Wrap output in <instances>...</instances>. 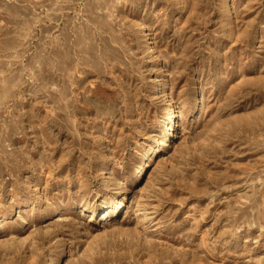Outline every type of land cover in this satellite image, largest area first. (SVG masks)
Masks as SVG:
<instances>
[{
  "label": "rangeland",
  "instance_id": "374dc122",
  "mask_svg": "<svg viewBox=\"0 0 264 264\" xmlns=\"http://www.w3.org/2000/svg\"><path fill=\"white\" fill-rule=\"evenodd\" d=\"M0 264H264V0H0Z\"/></svg>",
  "mask_w": 264,
  "mask_h": 264
},
{
  "label": "bare ground",
  "instance_id": "6f19581e",
  "mask_svg": "<svg viewBox=\"0 0 264 264\" xmlns=\"http://www.w3.org/2000/svg\"><path fill=\"white\" fill-rule=\"evenodd\" d=\"M166 102H169V101L167 100ZM175 112L176 111H175L174 105L171 102H169L168 105L165 107V114L167 115V118L165 119L166 121H162L161 123L162 124L161 125V138L162 139L158 142V146L156 150L157 153L164 152L166 149L171 148L172 147L171 145H173L175 141L177 140V135L175 131L176 124H177L176 123L177 117H176ZM137 174H140L139 170L137 171Z\"/></svg>",
  "mask_w": 264,
  "mask_h": 264
}]
</instances>
